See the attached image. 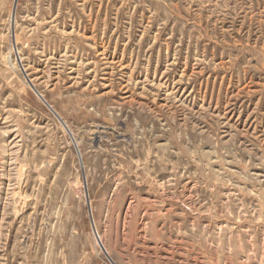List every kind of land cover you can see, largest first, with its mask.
Wrapping results in <instances>:
<instances>
[{"label": "rangeland", "instance_id": "rangeland-1", "mask_svg": "<svg viewBox=\"0 0 264 264\" xmlns=\"http://www.w3.org/2000/svg\"><path fill=\"white\" fill-rule=\"evenodd\" d=\"M0 264H264V0H0Z\"/></svg>", "mask_w": 264, "mask_h": 264}, {"label": "water", "instance_id": "water-1", "mask_svg": "<svg viewBox=\"0 0 264 264\" xmlns=\"http://www.w3.org/2000/svg\"><path fill=\"white\" fill-rule=\"evenodd\" d=\"M40 96L42 97V99H44V97L40 94ZM45 100V99H44ZM46 101V100H45Z\"/></svg>", "mask_w": 264, "mask_h": 264}]
</instances>
